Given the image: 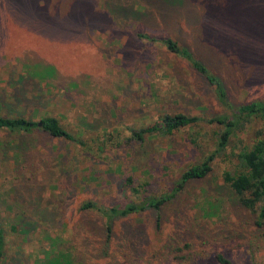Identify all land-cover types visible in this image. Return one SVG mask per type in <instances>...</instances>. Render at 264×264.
Instances as JSON below:
<instances>
[{
  "label": "rangeland",
  "instance_id": "rangeland-1",
  "mask_svg": "<svg viewBox=\"0 0 264 264\" xmlns=\"http://www.w3.org/2000/svg\"><path fill=\"white\" fill-rule=\"evenodd\" d=\"M167 37L223 79L235 106L264 100V0H0L1 114L55 116L78 136L0 130L3 264H39L52 237L54 249L80 264H221L218 253L233 264H264L259 209L243 207L224 178L242 170L243 149L264 140V119L252 116L206 177L176 190L183 172L216 150L223 127L149 129L166 113L229 111L168 51ZM162 195L170 197L159 209L112 219L110 250L107 218L82 207ZM31 198L39 214L30 215ZM27 220L36 225H21Z\"/></svg>",
  "mask_w": 264,
  "mask_h": 264
},
{
  "label": "trees",
  "instance_id": "trees-1",
  "mask_svg": "<svg viewBox=\"0 0 264 264\" xmlns=\"http://www.w3.org/2000/svg\"><path fill=\"white\" fill-rule=\"evenodd\" d=\"M165 1L171 2L172 0ZM139 36L151 41L156 40V38L146 33H139ZM162 42L165 44L169 52L186 60L194 71L205 79V81L213 88L218 102L229 111V113L218 114L211 118L188 115L185 113H166L161 115L158 122H156L149 129L151 132L156 131L161 134H171L181 127L192 125L201 121H206L209 124L223 127V130L219 132V136L217 138L216 150L211 152L201 163L191 165L183 172L177 182L176 190L179 191L188 182L204 178L209 174L212 170V163L218 152L225 150L237 130L244 128L252 116H259L264 119V100H256L240 106H235L229 97L228 89L223 79L214 73L205 62L197 58L189 47L181 45L177 40L171 37L164 38ZM46 72L49 74L53 73L55 72V68L48 67ZM36 128H40L56 137H63L73 141L78 140V136L68 131L55 116H44L40 119V121H36L22 115H5L0 112V130L28 133ZM137 135L142 138L141 133H138ZM2 144L5 146L12 145L7 142H2ZM237 157L242 170L237 173L227 171L224 175L225 181L229 183L237 201L243 207L251 210L259 209L258 224L262 225L264 223V140H259L251 148L243 149ZM129 183H132L131 178H129ZM169 197L170 195H162L157 199H146L141 203L130 202L123 207L112 206L110 208L90 201L84 203L82 207L83 209L97 211L107 218L105 223L107 231L105 248L110 250L114 232L113 225L111 223L113 218L127 217L130 214L143 211L150 206L159 209L161 205L169 199ZM30 200H32V198ZM36 202L37 201L32 200L27 203L28 207H32L30 209V215L39 214L38 208H36ZM19 218L20 221H23L27 219L28 216L26 214H20ZM21 225H24L25 227L27 225L35 226L36 222L31 223V221L27 220L24 223H21ZM10 227L14 232L19 231V224H12ZM6 231L7 230L0 215V264H3V259L6 254ZM23 231L24 233H29L26 228H24ZM50 241L51 248L47 251L46 256L40 260L39 264H80L73 258V254L69 251L53 248L57 239L52 237ZM216 259L221 264H233L231 260L226 258L221 253L216 255Z\"/></svg>",
  "mask_w": 264,
  "mask_h": 264
}]
</instances>
